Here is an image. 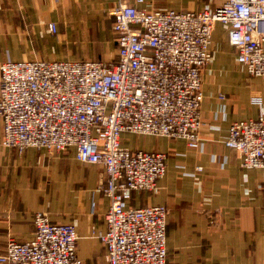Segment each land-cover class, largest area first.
I'll use <instances>...</instances> for the list:
<instances>
[{
    "label": "built area",
    "instance_id": "1",
    "mask_svg": "<svg viewBox=\"0 0 264 264\" xmlns=\"http://www.w3.org/2000/svg\"><path fill=\"white\" fill-rule=\"evenodd\" d=\"M124 2L111 13L118 44L113 61L1 64L2 145L20 152L74 147L80 163L101 165L111 200L108 230L99 235L108 264H167L168 209L125 205L132 192H157L167 157L123 148L121 136L181 139L202 153L203 73L214 61L215 26L226 27L238 64L264 78V0H225L214 12L200 13ZM49 29L56 33L57 25ZM225 145L241 155L245 168L264 169V114L232 124ZM34 225L33 240L11 239L0 263L85 264L74 225L53 223L45 212L35 214Z\"/></svg>",
    "mask_w": 264,
    "mask_h": 264
},
{
    "label": "crops",
    "instance_id": "2",
    "mask_svg": "<svg viewBox=\"0 0 264 264\" xmlns=\"http://www.w3.org/2000/svg\"><path fill=\"white\" fill-rule=\"evenodd\" d=\"M124 1L0 0V67L8 60L113 61L118 44L111 13ZM224 1L145 0L140 7L214 12ZM213 48V64L203 73L204 151L181 139L123 133V148L163 153L168 164L156 193L132 192L125 205L168 209L167 264H264V169L245 168L225 145L232 124L264 114V78L238 64L222 23ZM4 136L0 117V256L11 239L32 241L34 216L45 212L53 223L76 227L77 255L85 264H108L99 238L108 230L111 205L104 168L80 163L74 147L20 152L4 147Z\"/></svg>",
    "mask_w": 264,
    "mask_h": 264
},
{
    "label": "rangeland",
    "instance_id": "3",
    "mask_svg": "<svg viewBox=\"0 0 264 264\" xmlns=\"http://www.w3.org/2000/svg\"><path fill=\"white\" fill-rule=\"evenodd\" d=\"M218 31L221 32V27L220 26H218Z\"/></svg>",
    "mask_w": 264,
    "mask_h": 264
}]
</instances>
